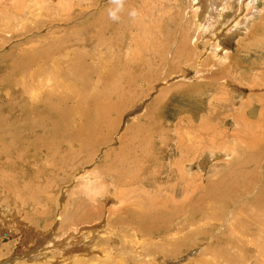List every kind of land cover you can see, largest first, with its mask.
<instances>
[{"label": "bare ground", "instance_id": "1", "mask_svg": "<svg viewBox=\"0 0 264 264\" xmlns=\"http://www.w3.org/2000/svg\"><path fill=\"white\" fill-rule=\"evenodd\" d=\"M103 1L0 0L1 21L7 13L11 19L0 22V47L16 42L9 49L16 54L6 63L12 76H6L0 109V233L5 237L0 239V264H264V62L255 67L249 89L231 87L241 92L237 97L223 85L203 82L211 78L229 83L226 72L238 55L245 77L254 68L255 63L250 67L242 56L251 50L263 52L252 47L264 44V0H110L118 4L117 14L105 6L83 10ZM171 1H185L180 13L168 5ZM91 12H97L92 20ZM188 18L196 25L194 35ZM114 29L120 38L117 49L129 47L120 58L110 49L101 52L111 44ZM94 39L101 46L92 45L97 52L90 58L102 65H109L108 60L123 66L121 58L131 60L132 69L123 73L130 85L149 76L151 94L172 75H185L183 82L161 87L142 116L132 118L120 133L122 113L148 95L144 91L138 101L137 95L129 96L121 108L120 103L113 105L111 97H119L121 85L111 86L109 93L105 83L111 85L113 72L99 66L103 72L98 73L96 65L99 86L106 90L93 98L108 104L102 109L97 105L92 121L88 110L96 105L73 106L74 112L65 113L60 122L65 111L58 104H68L65 95L71 89L58 80L60 73L89 70L82 69L83 59L71 47L89 49ZM228 43L234 50H226L221 60L218 56ZM142 45L149 47L139 49ZM164 61L174 65L166 70ZM158 67L162 75L151 77L148 69L156 72ZM204 84L218 96L211 107H200V102L198 107L209 109L201 121L211 125L187 126L199 130L200 138L193 141L189 131L166 125L165 111L177 98L199 93ZM247 90L252 95H243ZM233 103L240 111L237 116L229 114ZM170 137L175 145L170 146ZM223 160L230 167L226 176L242 167L248 170L249 163L254 170L247 173L245 199L233 203L229 220L218 221L212 233H205L203 210L211 206L207 194L217 192L219 184H206L195 170L191 188L187 177L192 167ZM150 161L157 163L154 179L147 177L150 173L138 175L140 169L148 170ZM218 198L209 200L213 205ZM101 221L105 225L95 228Z\"/></svg>", "mask_w": 264, "mask_h": 264}, {"label": "rangeland", "instance_id": "2", "mask_svg": "<svg viewBox=\"0 0 264 264\" xmlns=\"http://www.w3.org/2000/svg\"><path fill=\"white\" fill-rule=\"evenodd\" d=\"M3 1H5V0H3ZM110 2V0H104L103 1V4L102 5H97V6H94V7H91V8H89V10H88V8L87 9H83V10H85L86 11V13H87V11L88 12H90L91 10H93V9H95V8H98V7H100V8H103L104 6H105V9L104 10H110L109 8H112V10H111V15L112 14H117L118 13V4L117 3H113V1L111 2V3H109ZM7 4L9 5V6H11V2H9V1H7ZM185 5V1L184 2H181V3H178V4H176L175 5V3L173 2V1H171V2H169V4L168 5H170V6H175V7H178V11H179V13L182 11V7ZM110 5V6H109ZM113 5V6H112ZM32 5L30 4V6H29V8H31L32 9V7H31ZM116 6H118V7H116ZM107 7V8H106ZM117 8V9H116ZM117 12H116V11ZM10 12V11H9ZM92 13L93 12H91L90 13V17H89V19L90 20H92V17L94 16V15H96L97 14V12H94V15H92ZM168 13H172L173 14V12L170 10ZM8 14V13H7ZM7 14H4V15H6V17H3V19L4 20H2L1 21V15H2V13H1V10H0V22H3V21H7V20H11V19H9L10 18V16H8ZM190 19V20H189ZM187 21H189L190 23H189V27H188V29H191V31H192V34L194 35L195 34V32H196V25H195V23H194V21L191 19V18H188L187 19ZM193 24V25H192ZM192 26V27H191ZM195 27V28H194ZM176 30L177 29H174V33H177V32H179V31H177L176 32ZM113 31V32H112ZM112 31H110V33H112L111 35H113V36H111V40H110V42H111V44H109V45H104L103 47H102V50H101V52H106L105 50L107 49V50H109V51H111V53L112 54H116V53H119V58H120V53H122V52H124V50L125 49H128L129 50V47H121V50L120 49H117V47H118V44H119V42H118V39H120L119 37H118V32H117V30H112ZM73 32V31H72ZM115 32V33H114ZM116 34H118V35H116ZM9 36V35H8ZM10 41H11V39H10V37L8 38ZM95 43H92L90 46H89V49H91V50H89L88 49V47L87 48H84V47H82L81 45H74V46H72L71 48H73V49H76V56H79V57H81V59H83L82 61L84 62V64H83V66H81L82 67V69H86L87 70V67L89 68V70H87L86 72H82L80 75L79 74H77V73H72L73 75H71L69 72H68V69H65V70H63V72L62 73H60V77L61 78H59L58 80L60 81L61 79H62V81H60L61 83H65V85L67 84V85H71V89H70V91H69V93L67 94V96L65 95V97H66V99L67 98H70V99H67V105H65V104H61V105H59L58 104V107H59V110H61V111H65L63 114H62V116L60 117V122H62V118H63V115L65 114V113H68V112H74L73 110H74V107L73 106H78V107H81L83 104L84 105H86V106H90V105H96V108H92V110L90 109V110H88V112H92V113H90V115H91V117H89V119L92 121V119L94 118V116H95V114H96V112L95 111H97V105H98V107L100 108V109H102L103 107H105L107 104H108V100H100V101H98L97 102V99L95 100L93 97L96 95V94H98V92L100 93V92H105V87L103 86V85H100L99 86V84H100V82L97 80V75H95L96 74V70H97V67H98V73H101V72H103L102 70L104 69V71H112L113 72V78L111 79V85H110V83L109 82H107V83H105L106 85H108L109 86V93L110 92H113V89L111 88V86H116V87H118L119 85L117 84V83H120V95H119V97L117 98V99H113L112 97H111V102H112V104L113 105H117L118 106V103H120V108L123 106L122 104H125V102L127 101H129L130 100V98H128L129 96H132V95H134V97H135V95H137L136 96V99H135V101H138L139 99H141V94L144 92L146 95H148L145 99H142V100H140L139 102L141 103V104H139V102L132 108V109H130V110H128L129 111V113H128V111H125L124 113H122L123 115H122V118H121V121H120V130H119V132L120 133H122L124 130H125V127L128 125V122L129 121H131V119L132 118H140L141 116H142V114L144 113V111H145V107H146V105L147 104H149L150 103V101L153 99V98H155L156 97V94H158V92L162 89V88H166V87H171V86H174V85H177V84H179V83H182L183 81H181V78L182 77H185V75H172V76H170L169 78H167L166 79V81L164 80V81H161V82H159V83H157L156 85H155V90L150 94L149 92V88L150 87H148L151 83H150V80H149V76L148 77H146L144 80L146 81H144V82H141V83H137V84H139V85H135V84H132V85H130L128 82H127V77L126 76H124V72H128V70L129 69H132L131 68V66H130V61L131 60H126V59H123V58H121V61L125 64V65H121L120 63L118 64V63H116V64H111L110 62H108V60H107V62H105V63H107V64H109V65H102V63H99L100 61L97 59V58H95V57H91L90 58V55L92 56L93 54H96V52H97V50H96V48L98 49V46L100 47L101 45H100V43L98 42V40L97 39H94L93 40ZM147 41V40H146ZM9 42V41H8ZM13 43H14V45H16V42H14L13 41ZM13 43H11V42H9L8 44H6L4 47H3V45L0 47V48H2L1 50H0V62H2V64L0 63V109H2L1 108V106L5 103V99H6V97L4 96L5 95V93H6V87H7V85H8V81L9 80H7V79H9V78H11V74H9V69H8V66H9V64H10V62H11V57H13L16 53L15 52H13V51H11V50H9V49H12V45H13ZM0 44H2V43H0ZM98 44V45H97ZM92 45L94 46H96V48L95 47H92ZM233 45V43H228V47H226L225 48V50L222 52L221 51V53H220V55L218 56V57H220L219 59H221V60H223V58H224V52L226 51V50H228L229 49V51H232V50H234V45ZM11 48H10V47ZM148 47H149V45H147ZM146 45H142L139 49H143V48H146L147 47ZM7 47H8V49H7ZM92 47V48H91ZM150 47H152V46H150ZM233 47V48H232ZM259 47H261V48H263V52H257V51H255V50H251L250 51V53L248 54V55H245V54H243V58H245V59H247V61H248V64L250 65V67H252V63H255V66H254V68L251 70V71H249V72H247L246 74V77L244 76V72H243V70L240 68V61L238 60V58H239V55L236 57V59L233 61V63L231 64V66H230V70L229 71H227L226 72V74H228L229 75V83L231 84H229V83H226V82H221V80H213V79H208V80H205V81H203V82H205L206 84H211V85H214V86H216V87H219V88H224L223 86H225L226 88H224V89H226L229 93H231L230 95H234L235 97H237L238 95H239V90L238 89H232L231 87H233V85L234 86H238L239 88L240 87H242V88H244V89H246V88H250L252 85V81H251V79H252V77H253V73H254V71H255V67L257 66V65H259V63H263L264 62V44H261L260 46H256V47H252L253 49H258ZM94 48V49H93ZM125 48V49H124ZM4 49V50H3ZM6 49V50H5ZM124 49V50H123ZM79 50H81V51H79ZM95 50V51H94ZM104 50V51H103ZM113 50V51H112ZM117 50H118V52H117ZM11 52V53H10ZM12 52H13V54H12ZM79 52V53H78ZM89 55V57H85V54L86 53ZM9 53V54H8ZM107 53V52H106ZM12 56H11V55ZM109 55L107 54V57H108ZM3 57H4V59H3ZM7 58V59H6ZM92 58L94 59L93 61H92ZM106 58V57H105ZM104 58V59H105ZM2 59H3V61H2ZM88 59V60H87ZM96 59V60H95ZM124 61H126V62H124ZM166 61V60H165ZM164 61V63H162L161 65L162 66H164L165 68H166V70H167V68H169L170 69V66H173L174 64L173 63H171L170 61H168V62H165ZM92 62H95L94 64L92 63ZM120 62V61H119ZM6 63H9V64H6ZM93 64V66L91 65V64ZM171 63V64H170ZM237 63V64H236ZM101 64V65H100ZM170 64V65H169ZM239 64V65H238ZM1 65H2V68H1ZM6 65V66H5ZM96 65H97V67H96ZM169 65V66H168ZM238 65V66H237ZM87 66V67H86ZM92 66V67H91ZM99 66H104L103 67V69H102V67H100L99 68ZM113 66H114V68H113ZM161 66V67H162ZM116 67V68H115ZM161 67L158 69V71H156V72H152V70H150V68L148 69V71H150L148 74H150L151 75V77H157V76H161L162 75V71L160 70L161 69ZM93 70H92V69ZM107 68V69H106ZM5 69V70H4ZM100 69V70H99ZM115 69V70H114ZM117 69H118V71H117ZM4 70V71H3ZM67 70V71H66ZM114 70V71H113ZM6 71V72H5ZM91 71H93V72H91ZM3 72V73H2ZM157 72H158V74H157ZM231 72H232V74H231ZM67 73V74H66ZM91 73V74H90ZM233 73H234V75H233ZM243 73V74H242ZM67 76H66V75ZM85 74V75H84ZM89 74V75H88ZM236 74V75H235ZM9 75H11V76H9ZM65 75V77H63ZM120 75V76H119ZM231 75V76H230ZM242 75V76H241ZM8 78H7V77ZM84 76V77H83ZM90 76V77H89ZM235 76V77H234ZM5 77V78H4ZM78 77H81L80 79L78 78ZM119 77V78H118ZM195 77V76H194ZM234 77V78H233ZM243 77H244V79H243ZM7 78V79H6ZM85 78V79H84ZM91 78H92V80H91ZM115 78V79H114ZM119 79V80H117V79ZM148 78V79H147ZM4 79H6V80H4ZM84 79V80H83ZM238 81H236V80ZM249 79V80H248ZM110 80V79H109ZM115 80V81H114ZM122 82H121V81ZM70 81V82H69ZM72 81V82H71ZM79 81V82H78ZM92 81H94V82H92ZM208 81V82H207ZM232 81V82H231ZM250 81V82H249ZM77 82V83H76ZM86 82V83H85ZM88 82V83H87ZM166 82H167V84H166ZM234 82V83H233ZM235 82H237V84L235 83ZM83 83V84H82ZM90 83H92V84H90ZM95 85H94V84ZM97 83V84H96ZM162 83V84H161ZM165 83V84H164ZM197 83L199 84L200 83V81H197ZM264 83V82H263ZM73 84H76V85H73ZM85 84H86V86H85ZM89 84H90V87H89ZM220 84V86L221 85H223V86H218ZM73 85V86H72ZM81 85V86H80ZM126 85V86H125ZM250 85V86H249ZM79 86V87H78ZM83 86V87H82ZM93 86V87H92ZM98 86V88H96ZM140 86V87H139ZM261 86H264V84H262ZM83 88V90H82V88ZM123 87V88H122ZM126 87V88H125ZM132 87V88H131ZM162 87V88H161ZM79 88V89H78ZM84 88H88L87 90L86 89H84ZM89 88L91 89V90H89ZM94 88V89H93ZM101 88V89H100ZM122 88V89H121ZM130 88V89H129ZM140 88H142V89H140ZM160 88V89H159ZM95 89H96V91H95ZM137 89H139V90H137ZM145 89V90H144ZM200 89V88H199ZM204 89V90H203ZM209 89V90H208ZM75 91L76 92V90H78L77 91V93H75V92H73V91ZM91 92H89V91ZM237 90H238V92H237ZM132 91H134L133 93H131ZM137 91H139V92H137ZM142 91V92H141ZM149 91V92H148ZM249 90H247L246 91V93L244 92V94L243 95H252V94H250V93H247ZM88 92V93H87ZM124 92H126V93H124ZM141 92V93H140ZM183 91H181L179 94H181ZM107 91H106V95H110L111 96V94H109ZM122 93V94H121ZM197 93V94H196ZM195 94H193V95H186V97L185 98H181V99H179V98H177V100H175V101H172L171 103H170V105H168L167 106V108H166V111H165V115L167 116V117H165L166 118V120H167V123H166V125L168 126V127H171V128H174V126L175 125H178V127H179V130H181L182 132L183 131H189L190 132V135L193 137V141L194 140H196V138H200V136H198L199 135V130H191L190 128H188V127H193V128H195L194 127V124H204L205 125V127H207V126H209V125H211L210 123L208 124L207 122H204V121H201V120H206V118H207V116H208V110L209 109H207V108H200V107H211V105H212V100H213V98H214V95L215 96H218V94L216 93V91L215 90H212L210 87H208L207 85H203V88H202V90L198 93V91L196 92ZM208 93V94H207ZM241 93V92H240ZM139 94H140V96H139ZM153 94V95H152ZM178 94V95H179ZM79 96H82V97H80V99H81V101L79 100L78 101V99H79ZM86 96V98H88V100H86L84 97ZM240 96V95H239ZM76 97V98H75ZM75 98V100H73ZM89 98H90V100H89ZM129 99V100H128ZM148 99V100H147ZM187 99V100H186ZM201 100H203V101H201ZM233 100V102H235L236 101V99L234 98V99H232ZM232 100H231V102H232ZM77 101V102H76ZM131 101H133V100H131ZM130 101V102H131ZM143 101H145V106H143L144 105V102ZM71 102H72V104H71ZM86 102V103H85ZM88 102V103H87ZM148 102V103H147ZM200 102H202V105L200 106V107H198L199 105H200ZM76 103V104H75ZM143 103V104H142ZM89 104V105H88ZM209 104H211V105H209ZM62 105H63V108H62ZM71 105V106H70ZM233 105H235V103H233ZM65 106V107H64ZM67 106V107H66ZM143 106V107H142ZM252 106H254L257 110H259V105H258V103L257 102H253V104H252ZM65 108H66V110H65ZM67 108H69V109H67ZM71 108H73V110L71 109ZM140 108V111L138 110ZM212 109V108H211ZM132 110V111H131ZM187 110H188V112H187ZM201 110V111H200ZM113 111V110H112ZM110 112V115H112L113 117H115L116 115V113L113 111V112ZM123 111V109L121 110V112ZM120 112V113H121ZM128 114H127V113ZM187 112V113H186ZM232 112V113H231ZM240 111H239V109H238V107H237V105H235V109H234V111H229V114H234L235 116H237L238 115V113H239ZM95 113V114H94ZM184 113H186L185 115H184ZM130 114V115H129ZM136 114V115H135ZM139 114V115H138ZM198 114H200V115H198ZM115 115V116H114ZM134 115V116H133ZM180 115V116H179ZM188 115V116H187ZM184 116V117H188V118H190L189 120H186V121H183L184 119H182V117ZM127 117V118H126ZM77 120V119H76ZM222 120V119H221ZM185 122V123H184ZM192 122V123H191ZM190 123V124H189ZM223 123L222 122H220L219 123V127H223V125H222ZM173 125V126H172ZM186 125V126H185ZM188 126V127H187ZM184 127H185V129H184ZM225 127L226 128H228V125L227 124H225ZM189 130H188V129ZM123 130V131H122ZM122 131V132H121ZM173 134V133H172ZM141 139L143 140H141V142L143 143L144 141H145V137L144 136H142L141 137ZM205 139H207V138H205ZM113 140L115 141L116 139L115 138H113ZM174 141H176L175 139H173V138H169V143H170V146L171 145H175L176 144V142H174ZM139 143V142H138ZM116 144V143H115ZM174 156V155H173ZM151 157V156H150ZM149 157V158H150ZM176 157H178V156H174L173 158L172 157H167L168 159L169 158H172V160L174 159L175 161H177L176 160ZM151 163H150V166H146V165H149V163L148 164H146L145 165V168L146 169H148V170H150V172L147 170H145V173H143L142 171H141V169L138 171V175H140L141 177H143V176H145V174L147 175V174H149L150 173V175H147V177L149 178H152V179H154V177L156 178V176H157V174L156 173H154V171H155V168L157 167V163L156 162H154V163H152L153 161H150ZM232 163V162H231ZM191 164V163H190ZM228 164V162L226 161V160H223V161H217V162H214L213 164H207L206 166H205V168H200V167H198V166H196V167H192V170H194V171H190L189 172V174H188V177H187V182L189 183V185L191 186V188L193 187V181L191 180V178H192V176H193V173L195 172V173H197V172H200V174H201V177L202 178H204L205 179V183L207 184H210L211 186H212V184L213 183H218L219 184V187H218V189H217V192H213V191H211L210 193H209V196H208V194H207V204L208 205H211V206H207V208H205L204 210H203V215L205 216V214H206V216L204 217L205 218V226H203V231L206 233V232H210V233H212L213 231H214V228H215V225L218 223V221H227V220H229V218H230V215H231V210L233 209V203L235 202V201H237V199L239 200V199H245V180L247 181V173L251 170V171H253L254 169H251L252 168V166H253V164H250L249 163V166H248V170L247 169H245L244 167H242L241 169H240V171H237V172H235V173H232V174H229V171L227 172V176H226V171L225 170H228L230 167L227 165ZM222 168H221V167ZM148 167V168H147ZM212 167H214V173H210L209 171H210V169L212 168ZM197 172H196V171ZM199 170V171H198ZM156 172V171H155ZM223 173V174H222ZM142 174V175H141ZM204 174H206V175H204ZM220 174V175H219ZM207 176V177H206ZM213 176V177H212ZM162 177H164V176H162ZM211 177V178H210ZM219 177V178H218ZM210 178V179H209ZM213 178V179H212ZM231 178H232V180H231ZM212 179V180H211ZM219 179V180H218ZM210 180V181H209ZM236 180V181H235ZM208 181V182H207ZM233 182H235V183H233ZM243 182V183H242ZM231 183V184H230ZM162 186H163V184H162ZM242 186V187H241ZM163 188L164 187H162V191H163ZM221 190L223 191V192H221ZM192 191H193V189H192ZM230 191V192H229ZM213 192V193H212ZM215 194V195H214ZM212 196V197H211ZM218 198L217 199V201H216V203L215 204H213L212 205V201H210L209 199H212V198ZM226 199H225V198ZM241 197V198H240ZM210 203V204H209ZM220 205H219V204ZM223 203V204H222ZM235 204V203H234ZM242 204V203H241ZM224 205V206H223ZM213 206V207H212ZM208 209H210V210H208ZM224 209V210H223ZM205 211V212H204ZM208 213H209V215H208ZM211 213H213V214H211ZM216 213V215L214 216V214ZM212 215V216H211ZM229 216V218H228V216ZM210 217H212L213 219H211ZM225 218V219H224ZM103 221H104V219H102ZM103 221H101V226H99V225H96V227L95 228H102L104 225H105V223L103 222ZM207 222H208V224H207ZM208 228V229H207ZM208 230V231H207ZM226 232L229 234V232H228V230H226ZM3 232H1L0 233V239H3V238H5L4 236H3ZM2 236H3V238H2ZM212 246V244L210 245V247ZM212 248V247H211ZM125 257L127 258V256L125 255ZM3 261V260H2ZM7 261V260H6Z\"/></svg>", "mask_w": 264, "mask_h": 264}]
</instances>
